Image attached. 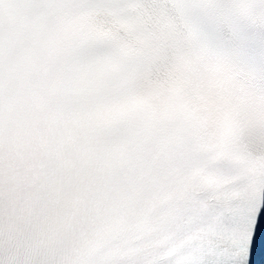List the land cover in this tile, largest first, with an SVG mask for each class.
Instances as JSON below:
<instances>
[{"label":"snow or ice","instance_id":"6c2138e0","mask_svg":"<svg viewBox=\"0 0 264 264\" xmlns=\"http://www.w3.org/2000/svg\"><path fill=\"white\" fill-rule=\"evenodd\" d=\"M264 207V0H0V264H250Z\"/></svg>","mask_w":264,"mask_h":264}]
</instances>
